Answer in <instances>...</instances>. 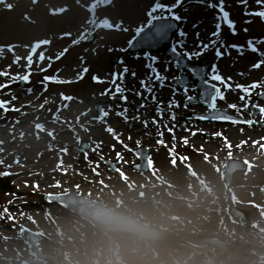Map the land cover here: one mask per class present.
<instances>
[{"label":"rangeland","instance_id":"obj_1","mask_svg":"<svg viewBox=\"0 0 264 264\" xmlns=\"http://www.w3.org/2000/svg\"><path fill=\"white\" fill-rule=\"evenodd\" d=\"M93 1L80 0L77 4L76 0H37L36 5H32L29 0H6L15 5L12 10L0 5V48L3 47V51L0 50V71L9 73V76H5L6 80L0 78V84L12 86L14 81L10 77L31 73V88L26 93L15 87L19 93L6 96L5 88H0V101L4 102V107L0 108V136L10 143L7 148L0 144V173H8L0 175L6 186V191L0 192V264H23V261L31 259L30 249L23 241L26 229L38 231L48 239L39 245L47 256L55 254L56 245L61 246L65 252L62 264H128L129 260L134 264H264V232L256 224L258 215L254 209L258 207L256 205L264 209V198L260 194L264 184L263 172L248 166L246 171L238 172L235 176L241 186L231 191L226 189L221 177L227 161L237 157L236 162H248V157L240 152H235L236 156L231 157L230 145L237 144L238 148L254 151L256 143L264 144V128L255 127L264 121L258 111L264 102L257 101V94L264 90V65L258 69L252 67L260 57L247 46V41L253 40L258 49L264 51V22L261 23L258 17H250L252 22L245 23L243 6H239L241 4L237 0H224L225 11L229 12V18L235 23L236 34H232L226 23H221L223 34L220 33L215 39L222 43L203 50L202 55L191 59L203 61L208 67V80L221 88L224 101L218 100L217 107H227V112L254 121V128L249 129L248 124L204 123L205 120L198 117L206 115V111L202 107L188 106V97H199L200 91L177 88L174 85L176 76L173 66L165 56L151 54L156 58L153 61L143 54L134 56L126 53L127 41L132 39L137 27L147 23V12L157 0H112L111 5L100 4L90 16L87 5ZM159 2L171 5L175 0ZM212 2L218 3L219 0ZM249 2V10L257 7L253 0ZM65 6L69 9L67 12L50 14L52 10ZM174 12L181 17L180 33L185 34L181 36L179 33L175 37L178 52L191 54L201 51V43L207 44L213 39L211 34L216 31L215 9L208 8L206 2L202 3L201 0H182ZM24 15L36 23L24 20ZM104 19H108L114 27L98 29V23ZM90 20L97 21L96 26L86 23ZM93 30L99 34V42L94 46L85 48L82 44H73L75 39H83ZM64 33L71 35L64 36ZM44 40L50 43L43 51L44 59L41 60L42 54L36 51ZM12 43L19 44V49L9 54L4 47ZM233 44L242 48L229 47ZM216 49L224 54L217 57ZM29 56L32 58L30 66L26 59ZM113 56L121 58L115 66L110 63ZM125 67L128 70L126 73ZM84 68L88 71L83 72ZM156 73L164 79L157 80ZM214 73L224 77L230 87L225 88L211 80ZM45 76L52 77V80H45ZM94 76L103 82H94ZM57 80L74 82L57 83ZM141 81L145 82V87L141 86ZM253 84L257 86L250 87ZM117 85L124 91L139 93L140 100L153 108L140 116H131L116 107L113 101L108 109L104 104V93ZM237 85L249 91L244 92ZM147 88H151V91ZM164 89L167 91H162ZM160 91L167 93L162 94L165 97L162 101L156 99ZM61 94L70 99L62 100ZM241 96H244V100L240 99ZM86 98L91 99L89 104L83 102ZM155 101L167 108L154 113ZM97 102H102V113L107 112L108 115H103L99 121L85 120V112L88 109L95 112ZM233 103L236 109L228 107ZM5 108L8 110L5 111ZM61 108L68 110L65 114L76 125L64 132H55L60 115L53 116L58 115ZM254 114L256 116L253 118ZM129 123L134 124L133 128ZM180 124H187V130L184 131ZM37 125L41 127L37 128ZM138 125L152 126L154 130L150 133ZM109 127L113 132L107 131ZM234 127L255 130L250 139L252 143L249 139V143L242 142L246 139L241 132L233 139L227 130H235ZM84 130L90 131V136H81L80 132ZM58 137L62 141H56ZM16 138H19V143ZM183 138L192 147L204 145L206 140L214 143L212 149L216 156L209 160V164L203 162L207 166L203 170L204 175H201L202 172L198 175L190 168L185 171L179 167L186 163L184 160L187 156L181 151L175 153L173 147L182 143ZM33 140H38L40 148H36V141L30 142ZM102 140L115 144L118 150L123 148L128 155L126 159L123 156L117 159L115 154L97 157L96 162L89 165L99 167L98 170L102 167L106 174L113 177L107 188H103L90 173L80 178L82 161L92 151L94 141ZM116 140L123 141V144L116 143ZM125 141L129 143L125 144ZM84 144L88 149L81 154L78 149ZM138 144L149 149L152 166L148 174H137L133 170L138 161L135 155ZM123 145H127V148ZM188 159L196 166L193 156H188ZM116 163L117 170L113 165ZM178 169L183 173H176ZM206 177L211 180L207 181ZM187 184L191 186L189 191L185 189ZM174 185H180V191L172 190ZM184 189L189 192L184 195L195 198H183ZM70 192L88 196L115 211L138 215L139 221H142L141 229L154 233L157 239H161L157 231L159 228L165 230L168 236L154 248L151 242L142 243L134 237L119 240L103 234L75 216L68 207L54 202L53 197L65 196ZM160 192L172 196L173 204H177L173 214L178 220L173 219L174 216L165 217L169 210L164 211L151 204ZM232 198L239 199L233 204L247 213L249 225H239L230 217L229 199ZM207 237H217L225 250H218L221 246H210Z\"/></svg>","mask_w":264,"mask_h":264},{"label":"snow or ice","instance_id":"obj_2","mask_svg":"<svg viewBox=\"0 0 264 264\" xmlns=\"http://www.w3.org/2000/svg\"><path fill=\"white\" fill-rule=\"evenodd\" d=\"M32 5H36L37 0H30ZM202 3L206 2V6L208 8H213L216 9V20L217 23L215 25V28L217 29V31L213 32L211 35L213 37V39H210L209 42L207 44H203L201 43L200 47H201V51L198 52H194V53H177L176 51V47H173L171 49V51L173 52L175 59H176V63L178 67H181L183 65V59L182 56H186L188 60H191L193 58V56H199L203 54V50L208 49L210 47H214L217 43H222L221 41H219L218 39H215L216 37H219L220 32L219 29L221 28V23H226L227 27L231 30L232 34L235 35V23L229 18V12L225 11L224 8V0H219L218 3H213L212 0H201ZM76 3L79 4L80 0H76ZM112 0H98V4L95 7H98L100 4H104V5H111ZM182 3V0H175V3L168 5V4H164L159 2V0H157V2H155L153 4V6L150 8V10L147 12V23L141 25L140 27H137L135 29V34L133 35L132 39H130L129 41H127L128 45L130 47H135L136 44L139 45H144L150 42H153L159 38H162L164 35L167 34V32L175 27V24L173 23V21H179L181 19V17L179 15H177L174 12V8L178 5ZM238 4L243 5L244 7V15L248 16V17H252V18H256L258 17L261 21H264V0H253V3L257 6L255 9L249 10V0H237ZM0 5H3V7L7 10H12L15 5L13 3L10 2H6V0H0ZM69 9L67 8V6L65 7H60V8H56L54 10L51 11V15H58V14H62L64 12H67ZM159 13V14H156ZM24 20H28L30 23H36L35 20H32L30 17H28L27 15L23 16ZM252 21L246 20L245 23H251ZM87 24L91 25V26H96L97 21L95 20H90V21H86ZM102 27H107V28H113V24L109 22L108 19H104L101 23ZM116 27H119V25H116ZM125 31H127V29H124ZM247 28L244 29L245 32H247ZM64 36H70L71 33H64ZM181 36L185 35L183 32L180 33ZM78 41H73V43H77ZM135 42V43H134ZM42 43L44 44H48L50 43L49 40H44L42 41ZM247 46L250 49V51H252L253 53H257L258 56L260 57L259 60L255 63H253L252 67L253 68H260L262 65H264V51H260L258 49V47L256 46L255 42L253 40H249L247 41ZM229 47L231 48H236L237 50H240L242 48V46L239 45H229ZM65 52L67 51V49L64 50ZM224 53L221 52L219 49L215 50V55L217 57L222 56ZM59 58V57H57ZM149 59L155 61V57H148ZM28 61V65L30 66L31 64V60L32 58L29 56L26 58ZM40 59L43 60L44 57L43 55L40 56ZM150 67V66H149ZM213 68H215V66L213 65ZM83 72H87L88 70L86 68L82 69ZM128 70L125 67L124 68V73H126ZM193 75H197V73L195 72V70H192ZM31 73H27L23 76L17 75V76H13L10 77L13 81L15 80H22L25 82L29 81ZM114 76L116 74H113ZM0 76H9L8 72H3L0 71ZM132 76H135V73H132ZM81 79L83 77H80ZM123 78V73L120 74V79ZM155 78L157 80H163L164 77L160 76L158 73L155 74ZM45 80H52V77H48L45 76L44 77ZM94 82L97 83H102L103 81L100 80L99 77H92ZM200 79L203 85V91L201 93V98L208 104V107L210 109V112L207 115H202L200 117H198V119L200 120H211V121H220V122H230L233 124H237V123H246L248 125H251L252 123H254V121L252 120H248V121H240L235 119L233 116L227 114L226 111H220L216 108V101L217 98L223 100L224 99V94L221 91V88L218 87L216 84H211L209 85L208 80L204 79L203 74H200ZM211 80L213 81H217L219 82L221 85H223L225 88H229L230 85L227 83V81L225 80L224 77H222L219 74H213L210 77ZM231 78L229 77L228 80H230ZM57 83H73L74 81L72 80H57L55 81ZM113 83H115V80L112 81ZM141 86L145 87V82L141 81ZM177 83L180 84L182 83V80L180 78H177ZM257 85L253 84L250 87L254 88ZM8 87L7 84H0V88H6ZM237 87L242 88V90L244 92H248L249 89L245 88L241 85H237ZM146 90L151 91V88H147ZM124 91L123 88H121L119 85L116 86V93H122ZM185 91H187V89H185ZM139 94V93H137ZM14 99V97H13ZM66 99H70V97H66ZM122 100H127L126 96H121ZM189 100L192 99V97H188ZM241 100H244V96L240 97ZM172 105L170 104L169 107H171ZM4 107V102L0 101V108ZM143 107V105H142ZM228 107L236 109V104H229ZM8 109L5 108V111H7ZM18 110V109H16ZM102 111V110H101ZM104 116H107L108 113L107 112H103ZM260 115L262 118H264V107L260 108ZM174 119V116H173ZM146 123V122H145ZM153 123H156L155 120H153ZM37 128H40V125L36 126ZM107 131L109 133L113 132L112 128H108ZM169 131H171L169 129ZM193 135H195V133H193ZM215 135L219 136L220 133H215ZM118 139V138H117ZM121 144H123V141H118ZM185 143H187V140L184 141ZM125 148H127V145H123ZM82 148H86L88 147L87 145H83L81 146ZM129 151H133L132 149H128ZM93 151H96V149H93ZM137 153H141L142 150L139 149V144H138V148H137ZM85 155H87V153H85ZM120 154L117 153V159H120ZM150 159V158H148ZM0 175H8V173H0Z\"/></svg>","mask_w":264,"mask_h":264},{"label":"bare ground","instance_id":"obj_3","mask_svg":"<svg viewBox=\"0 0 264 264\" xmlns=\"http://www.w3.org/2000/svg\"><path fill=\"white\" fill-rule=\"evenodd\" d=\"M242 10H244V7H242ZM208 14L209 13H206L205 15H208ZM70 18H72V16ZM248 34H250V33H248ZM114 90H116V88ZM115 94H116V92H106V97H107L106 105L108 107H109V101H111V102L112 101H116V102L118 101L117 99H115ZM122 95L125 96L126 93H123ZM119 99H121V97ZM125 102L126 103H124V104L115 103L116 107H120V109L125 110V111L128 109V114H130L131 116H135V114L140 116V115H142L141 113H146L147 109L151 110L153 108L152 105L148 106V105L142 103V101L138 102L137 94H135V93L134 94H129L127 96V100ZM142 105H143V107H142ZM156 107H157L158 110H160V107L162 109L165 108V107H163L161 105H160V107H158V106H156ZM145 108H147V109H145ZM141 109H144V110H141ZM134 110H140V111H143V112L136 113V111H134ZM67 111H63L64 113L60 112V114H59L60 116L59 115L55 116V117L59 116L58 120L61 121V123L57 122L58 127L56 128V130L59 131V132H64L65 129H67L69 126L76 125L75 122L69 118L68 114H65V112H67ZM179 126L184 131L187 128L186 124L185 125L184 124H180ZM95 127L96 126H91L89 128H95ZM236 128L238 130H234V129L227 130V132L231 136H233L232 137L233 139H234V137H236L238 132H241L245 136L244 139H249V140L252 139V137H251V135L253 133L252 131H255V130H245V129H241L239 127H236ZM49 131H51V130L49 129ZM1 132L2 131L0 130V133ZM80 134H81V136L85 135L86 137H88V136H90V131L84 130V131L80 132ZM64 135H66V134L64 133ZM19 136H22V135H19ZM190 137H192V136H190ZM68 138L72 139V137H70V136ZM183 140L185 141L187 139L183 138ZM0 141H1L0 144L5 145L6 148L10 144L9 142L4 141L3 138H1V136H0ZM14 141H15V139H14ZM17 141L19 143V138H16V142ZM34 141H36L37 144L36 143H34V144H36V146H37L36 148H38L40 146V143H38V140H33V141H30V142L33 143ZM58 141H62V140L58 139ZM117 142H118V140H116V143ZM124 143L128 144L127 141H125ZM251 143H252V141L250 140V144ZM93 144H94L93 149H96V151H92L91 153H89L87 155V157L82 161L84 163H82L83 166L80 168L81 172H82V173H80V175H82L80 178L87 177L89 174H86V173H90V174H92L93 176H95L97 178L98 182L100 183V185L103 188L104 187H108V185L110 187L113 177L110 174L109 175L106 174V172L103 171L104 168H102L101 166H100L101 169L98 170L99 167L89 166V165L95 163L97 157L107 156V155H112V154L113 155L115 154L117 156V153H119L120 156H123V159H126L128 157V155H127L126 152H124L123 148L122 149L119 148V150H118L117 147H115L116 146L115 144H113V145L110 144V143L108 144L106 140L105 141H103V140L102 141H94ZM23 145H25V144H23ZM213 145H214V143L211 140H209L206 144L201 145L199 148H194L191 145H188V143L182 142V143H179V145H177L176 148L173 149V151H175V152L181 151L182 153H185L187 156H193V159H194L193 161L196 164V166L193 165L195 170L197 171V173L198 172L204 173L203 170L207 166L204 165L203 162L208 164L206 162L207 159H212V158H214L216 156L215 155L216 153L212 149ZM256 147L257 148L254 151H246L244 148H241V147L238 148V145L236 144L234 146L231 145L230 152L232 153V157L236 156L234 154L235 152H239V151L243 152L242 154L244 156L248 157V161L252 162V166H254V168H256L258 171L263 172V175H264V148H262V147H264V145H261V143H256ZM0 157H1V155H0ZM74 164H77V162H74ZM187 164H188V166H192L193 162L191 161V162H188ZM184 166H186L185 163H184ZM104 174H106V175H104ZM206 178H207V181L211 180L209 177H206ZM0 185H1V187L5 186V185H3L2 181H0ZM179 186L180 185H176L175 188L179 190L180 189ZM262 186H263L262 195H264V185H262ZM185 189L189 190V187L187 185H185ZM185 189H184V194H186L188 192ZM183 196H184L183 198H185V199H190V198H193V197L195 198V196H193V197L192 196H188V195H183ZM261 229L264 231V221L261 224ZM144 238H146V237H144ZM146 239L150 240V238H146ZM57 249H58V246H57ZM49 263L53 264L54 260H50ZM43 264H46V263H43Z\"/></svg>","mask_w":264,"mask_h":264},{"label":"clouds","instance_id":"obj_4","mask_svg":"<svg viewBox=\"0 0 264 264\" xmlns=\"http://www.w3.org/2000/svg\"><path fill=\"white\" fill-rule=\"evenodd\" d=\"M98 218L101 219L104 223H116L117 219L114 217L111 213L104 209H98L97 210ZM128 264H134V261L129 260Z\"/></svg>","mask_w":264,"mask_h":264}]
</instances>
